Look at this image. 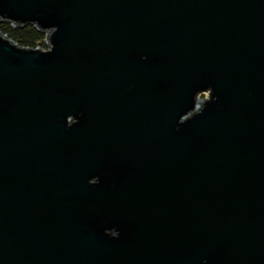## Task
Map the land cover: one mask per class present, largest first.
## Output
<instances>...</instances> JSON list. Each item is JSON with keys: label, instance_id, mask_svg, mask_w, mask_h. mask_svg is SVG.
Masks as SVG:
<instances>
[{"label": "water", "instance_id": "95a60500", "mask_svg": "<svg viewBox=\"0 0 264 264\" xmlns=\"http://www.w3.org/2000/svg\"><path fill=\"white\" fill-rule=\"evenodd\" d=\"M0 264H264V0H0ZM207 93V97H201Z\"/></svg>", "mask_w": 264, "mask_h": 264}, {"label": "trees", "instance_id": "16d2710c", "mask_svg": "<svg viewBox=\"0 0 264 264\" xmlns=\"http://www.w3.org/2000/svg\"><path fill=\"white\" fill-rule=\"evenodd\" d=\"M0 31L21 46L46 48L44 35L39 33L34 26L14 28L8 23H0Z\"/></svg>", "mask_w": 264, "mask_h": 264}, {"label": "rangeland", "instance_id": "374dc122", "mask_svg": "<svg viewBox=\"0 0 264 264\" xmlns=\"http://www.w3.org/2000/svg\"><path fill=\"white\" fill-rule=\"evenodd\" d=\"M201 97H207V93L203 94Z\"/></svg>", "mask_w": 264, "mask_h": 264}]
</instances>
